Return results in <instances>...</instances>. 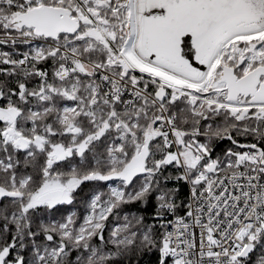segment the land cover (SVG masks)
I'll return each instance as SVG.
<instances>
[{"label":"snow or ice","instance_id":"obj_1","mask_svg":"<svg viewBox=\"0 0 264 264\" xmlns=\"http://www.w3.org/2000/svg\"><path fill=\"white\" fill-rule=\"evenodd\" d=\"M0 264H264V0H0Z\"/></svg>","mask_w":264,"mask_h":264},{"label":"trees","instance_id":"obj_2","mask_svg":"<svg viewBox=\"0 0 264 264\" xmlns=\"http://www.w3.org/2000/svg\"><path fill=\"white\" fill-rule=\"evenodd\" d=\"M29 49L28 45H20L19 46V50L22 51H26ZM11 50V49H8ZM46 64V63H45ZM48 70H51V66H49ZM36 81H31L29 83V87H32L35 84ZM11 86H15L14 82ZM219 147L216 148L215 152H214V156H218L221 155L222 152L230 147V143L227 141H223V142H218ZM111 181L109 182H86L85 184H83L81 186L80 189H78V193H77V198L76 201L74 202L73 205H65L62 206V210L67 212H72L75 211L77 213L78 217H82L84 214H86V204L85 201L89 198V196L95 192V191H100V192H107L108 191V185ZM116 184L118 183V181H113ZM187 196V186L183 185L181 186V192L179 193V198L182 200ZM154 203L155 201H152V203H150L147 206V211H142L138 214L141 215H145L147 217L150 218L151 213L153 211V207H154ZM128 208H130L133 212H135L137 209H141L144 206L140 205V204H134V205H129L127 206ZM181 214H183V212H181ZM59 218V217H58ZM113 221V218L110 217V223ZM147 261V257H145V262Z\"/></svg>","mask_w":264,"mask_h":264},{"label":"built area","instance_id":"obj_3","mask_svg":"<svg viewBox=\"0 0 264 264\" xmlns=\"http://www.w3.org/2000/svg\"><path fill=\"white\" fill-rule=\"evenodd\" d=\"M30 47L31 46H29V48ZM17 55H18V53H17ZM49 66H51V61L46 62V64L45 63H42L41 65H39V67H41L43 69H46V70H48ZM187 194H188V188H187ZM197 232H198V230H197Z\"/></svg>","mask_w":264,"mask_h":264},{"label":"rangeland","instance_id":"obj_4","mask_svg":"<svg viewBox=\"0 0 264 264\" xmlns=\"http://www.w3.org/2000/svg\"><path fill=\"white\" fill-rule=\"evenodd\" d=\"M187 54H191V52H188ZM116 183L115 182H113V181H111L110 183H109V185H115Z\"/></svg>","mask_w":264,"mask_h":264},{"label":"water","instance_id":"obj_5","mask_svg":"<svg viewBox=\"0 0 264 264\" xmlns=\"http://www.w3.org/2000/svg\"><path fill=\"white\" fill-rule=\"evenodd\" d=\"M185 52H186V54L188 53V52H191V48L189 47V48H186L185 49Z\"/></svg>","mask_w":264,"mask_h":264}]
</instances>
